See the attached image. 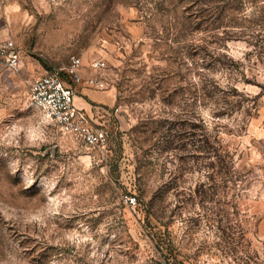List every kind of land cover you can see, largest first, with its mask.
Segmentation results:
<instances>
[{
    "label": "rangeland",
    "instance_id": "374dc122",
    "mask_svg": "<svg viewBox=\"0 0 264 264\" xmlns=\"http://www.w3.org/2000/svg\"><path fill=\"white\" fill-rule=\"evenodd\" d=\"M55 72L103 146L29 104ZM170 253L264 264V0H0V264Z\"/></svg>",
    "mask_w": 264,
    "mask_h": 264
},
{
    "label": "built area",
    "instance_id": "2783aa9c",
    "mask_svg": "<svg viewBox=\"0 0 264 264\" xmlns=\"http://www.w3.org/2000/svg\"><path fill=\"white\" fill-rule=\"evenodd\" d=\"M5 66L9 71L19 68L18 54L12 51L10 45L3 47ZM98 63L92 65L94 71ZM81 61L77 57L69 60L64 74L75 84H84L97 91L105 90V84L97 79L83 80L80 76ZM29 104L38 110L49 122L56 125L64 135H70L80 140L86 148H99L107 141V134L103 129L92 128L88 124L87 115L74 105L72 90L60 79L59 73H51L32 81L29 91ZM134 204V200H130Z\"/></svg>",
    "mask_w": 264,
    "mask_h": 264
},
{
    "label": "trees",
    "instance_id": "16d2710c",
    "mask_svg": "<svg viewBox=\"0 0 264 264\" xmlns=\"http://www.w3.org/2000/svg\"><path fill=\"white\" fill-rule=\"evenodd\" d=\"M170 256H171V253H170ZM170 259L171 260H167V261H171V262H165V264H180V263L176 262L175 256H171Z\"/></svg>",
    "mask_w": 264,
    "mask_h": 264
},
{
    "label": "crops",
    "instance_id": "0c3cea01",
    "mask_svg": "<svg viewBox=\"0 0 264 264\" xmlns=\"http://www.w3.org/2000/svg\"><path fill=\"white\" fill-rule=\"evenodd\" d=\"M80 76H81V74H80ZM81 78H82L83 80L90 79V78H87V79H86V78H84V77H83V75H82V77H81ZM78 109L82 110L83 112H84V111H85V112H87V110H86L85 106H82V107H80V108L78 107ZM85 112H84V113H85ZM85 114H86V113H85Z\"/></svg>",
    "mask_w": 264,
    "mask_h": 264
}]
</instances>
